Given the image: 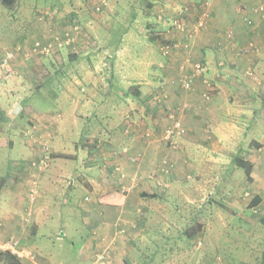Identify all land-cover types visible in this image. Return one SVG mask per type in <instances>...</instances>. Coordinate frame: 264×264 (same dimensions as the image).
Wrapping results in <instances>:
<instances>
[{
    "label": "crops",
    "instance_id": "crops-1",
    "mask_svg": "<svg viewBox=\"0 0 264 264\" xmlns=\"http://www.w3.org/2000/svg\"><path fill=\"white\" fill-rule=\"evenodd\" d=\"M165 1H143L142 5L146 9L142 13L144 26L153 28L154 23L149 21L148 16H151L153 8L160 6L173 10L174 17L177 18L184 17L185 8H188L185 15L188 24L193 22L204 7L209 10L210 17L190 37L187 50L172 51L167 56L162 54L161 44L158 48V42L155 44L152 36L143 35L136 29L138 37H141L140 34L147 37L151 48L156 45L154 47L159 52L157 66L160 72L156 76V86L142 78L139 81L132 79L128 82V88L125 91L122 89L125 94L123 97L128 99L133 94L137 98L122 121L123 132L129 121H138L129 132H124L130 135L126 136L122 131L117 133L112 129L104 134L97 133L95 138L88 136L78 142V146L86 150L85 164L99 166L98 175H91L95 178L84 179L90 192L87 193L88 199L84 198L86 202L81 205L76 219L78 228H81L78 256L83 263L89 261V250L93 247H109L116 259L123 254L134 258L133 251L138 252V244L149 248L152 240L158 239L156 236L161 238V235L153 233L155 229L163 232L175 229V223L171 221L173 217L175 222L178 221L176 216L183 213L180 201L193 198L196 201V197L199 194L204 196L203 193H207V190L212 193L210 182L217 172L212 173L211 167L220 166L218 171L223 173L232 165H238V160H233L235 156L252 165L249 177L234 182L239 190L233 198L241 206L236 208L217 204L210 195L204 206L198 208L196 204L191 210L200 213L202 208H225L238 218V228L246 235L243 244L249 251L257 254L256 247L264 244L256 232L264 218V14L260 15L252 10L257 5H264V0ZM204 2L209 3L208 7ZM133 15L135 18H132L136 20L138 15ZM245 18L252 20V23L248 24ZM156 21L159 24L152 32L156 34L157 40L182 39L183 35L169 27L168 18L158 17ZM108 27L111 29V24ZM139 28L143 29L142 26ZM229 32L232 33L231 38ZM106 37H110L109 41L106 40L109 46L87 52L85 58L96 51H101L108 57L102 58L96 66L90 63L93 79L90 80L89 77L80 85L82 93L87 91V86L91 87L92 92L95 84L101 83V86L107 87L114 83L116 67L108 59L111 61L117 58L118 51L127 40L125 31L117 38L110 33ZM184 39L186 38L182 40ZM5 50H2L0 57ZM187 57L191 61H201L203 77L214 84V90L208 99L201 97L203 87L200 77L195 79L191 89L164 85V81L180 72L181 66L183 71H189L190 66L185 61ZM83 58L80 53L75 54L66 49L48 58L25 59L19 55L12 64L11 76L0 78V240L10 236L19 238L27 234L35 235L40 228H47L46 221L54 215L53 203L48 200L54 182L45 181L40 187L37 202L33 205L29 223L22 221L23 208L27 202L25 183L30 174L28 162L39 155V148L25 134L27 129L33 128L37 135L48 140L50 135L52 137L59 132L63 120L60 119V114L54 112L58 106L43 110L40 102L59 104L49 79L53 73L55 79L62 77L66 59L77 61ZM60 64L63 66L60 67ZM41 70L47 76L42 81L37 78V73ZM96 78L98 80L94 82ZM144 85H147V89L142 92L141 87ZM171 112L180 119L184 133L174 137L172 143H167L161 139V133L171 122L167 117ZM144 129L151 132L149 137L143 135ZM122 149H127L128 154L138 155L139 160L136 163L130 162L125 155L127 152L119 154ZM195 149L199 151H193ZM199 152L203 154L197 156ZM218 152L226 155L223 161L216 157ZM54 155L65 153L51 152V157ZM195 155L201 164L199 170L196 169L199 164L195 162ZM163 160L172 164L168 174L162 171ZM115 166L125 173V177L116 174ZM45 172L47 168L38 173V179ZM220 178L221 183L225 177ZM63 206L64 204H57L56 210ZM202 219L206 229L207 219ZM64 221L65 218L61 217L56 224L59 225L60 235L65 234ZM73 221L69 217L67 227L73 228ZM133 222L136 227H132ZM230 222L229 218H221L220 225L217 224L216 228L225 231ZM176 226L178 227L177 224ZM212 226L210 223L209 228L212 229ZM178 228L175 230L180 238L182 234ZM121 229L125 234L117 235V231ZM162 237L169 241L168 235L163 234ZM55 240H61V237L56 236ZM125 249H128L127 255ZM223 257L228 264L235 261L228 255ZM152 259L148 255L145 261Z\"/></svg>",
    "mask_w": 264,
    "mask_h": 264
},
{
    "label": "rangeland",
    "instance_id": "rangeland-1",
    "mask_svg": "<svg viewBox=\"0 0 264 264\" xmlns=\"http://www.w3.org/2000/svg\"><path fill=\"white\" fill-rule=\"evenodd\" d=\"M130 1L105 0V5L100 6V0H0V53L3 49H9L18 44H28L37 38H49L54 32L71 23L80 24L84 32V39L83 36L81 37L82 46L72 50L65 48L72 53H80L84 58L77 61L66 59L65 66L59 65L64 67L62 77L55 79V73H53L49 79L51 89L53 88L55 91L59 104L53 105L47 101L40 102V108L43 110L58 106L54 112L57 115L60 114V119L63 122L58 130L59 132L52 137L51 135L48 137V145L50 152L65 153V155L52 156L45 175L42 178H37L39 192L45 181L54 182L48 196L49 203H53L54 215L52 219L46 221L45 226L47 228H40L35 235L27 234L19 237L21 246L36 253V263L91 264L93 252L104 248L103 246L91 248L87 263H83L79 259L78 246L81 228H78V220L76 221V219L79 216L81 205L86 202L84 198L90 192L84 183V179H89L92 174L98 175L99 166L97 164L90 166L85 164L86 150L78 146V142L88 136L95 138L97 133L102 132L104 134L112 129L117 133L122 131L123 135H130L124 134L122 121L137 98L133 94H130L128 99L123 97L125 94L122 89L125 91L128 88V82L132 79L139 81L142 78L156 86V76L160 72L157 66L159 52L157 53V49L154 47L156 45L151 48L147 43V37L142 36H152V40L155 41V44L158 42V48H160L165 39L158 38L157 40L156 34L152 32V29H155L159 24L156 19L161 17V19L168 18L171 21L175 13L173 10H168L166 6L164 8L163 6L153 8L150 14L152 17L148 16L149 21L152 24L154 23L153 28H147L142 22L144 19L142 13L146 12L142 5L144 0H133L132 3ZM180 3H183V0H180ZM96 6L100 7L98 11L95 10ZM133 13H135V16L138 15L136 20L132 18L134 17ZM109 24H111V29L108 27ZM139 26H142V28L144 26L145 29H140ZM136 29L143 34H140L142 38L138 37V33L135 32ZM122 31H125L127 42L124 45L122 44L117 58H113L111 61L108 59L109 63L114 64L116 67L114 83L107 87L101 86V83L95 84L92 92L91 87L87 86V91L82 93L79 90L80 85L85 83L89 77H91L90 80L93 79L89 69L90 63L99 64L102 58L108 57L106 54L104 56L101 51H96V53H91L88 58H85L88 55L87 52L90 53V49L100 50L98 48L109 46V44H106V40H110V37H106L108 33L117 38ZM84 40L87 42L84 43ZM159 44H161L160 47ZM61 50H55L54 53ZM53 54L50 56H53ZM80 74H83V76L80 77ZM37 78L41 81L45 80L47 78L45 71H38ZM75 78L77 81H74ZM96 80L98 79L96 78L94 82ZM141 88L142 92L146 91L147 85ZM61 99H64V101L61 102ZM193 151L198 152L199 150L195 149ZM199 154L203 153L199 152L197 156ZM197 156L195 162H198L199 166L196 165V169L199 170L201 164L197 161ZM216 157L223 161L226 155L218 152ZM237 157L239 156H235L233 160ZM219 168L220 166L215 165L211 167L212 173L217 172L214 173L212 182H210L213 188L212 193L207 190V193H203L204 196L199 194L196 201H194V198L184 200V202L183 200L180 201L183 213L176 216L179 218L176 221L177 223L174 217L171 221L175 223L173 224L175 229L181 227V224L185 222L184 218L181 219L183 214H188L192 209L191 207L196 204L198 208L204 206L210 195L217 204L236 208L241 206L233 198L239 190L234 182L240 178L245 179L244 169L239 165H232L230 169L227 168V171L220 173ZM220 176L225 177L221 183ZM201 196L204 198L202 199ZM231 202H234V204H231ZM59 203L61 206L64 204V209L56 210ZM199 214L202 215L197 219L204 222L202 217H205L208 225L201 236L194 237L196 241L198 239L202 240V245L199 248H195L194 241L191 242L189 238L184 236L178 238L175 229L168 232L155 229L153 233L161 235V238L156 236L158 239L152 240L149 248L148 246L143 248L138 244V252L133 251L132 257L134 258L132 259L127 255L128 249H125V255L127 256H123L122 253L123 255L118 256V259L108 249L109 260L107 264H204L211 256L213 257L216 254L228 255L235 260L232 264H264V244L256 247L257 249L255 248L257 254L249 251L243 244L246 235L239 230L238 218L234 214L227 212L225 208L220 206H213L211 209L202 208ZM61 217L65 218L64 222H66L64 235H60L59 225H56ZM69 217L74 220L72 223L73 228L67 227ZM221 218L231 220L225 231L216 228L217 224L220 225ZM210 223L213 224L212 229L209 228ZM52 226H54L53 229ZM259 227L256 231L258 238L264 241V226L260 224ZM163 234L169 236V241L162 237ZM56 236H60L61 240H55ZM184 242H187L190 246L185 245ZM179 243L180 245H178ZM147 248L148 250L144 251ZM148 255H151L153 259L147 262L145 258ZM20 263L35 264L26 261H20ZM0 264L6 263L0 261Z\"/></svg>",
    "mask_w": 264,
    "mask_h": 264
},
{
    "label": "built area",
    "instance_id": "built-area-1",
    "mask_svg": "<svg viewBox=\"0 0 264 264\" xmlns=\"http://www.w3.org/2000/svg\"><path fill=\"white\" fill-rule=\"evenodd\" d=\"M100 6L105 5V0H100ZM204 5L208 7L209 3L204 2ZM100 7L96 6L95 10L98 11ZM188 8H185V12L182 18H173L169 21V27L179 32L183 35L184 40H166L161 45V52L163 55L167 56L172 51L177 50H187L190 46L189 39L192 37L199 29H201L206 21L210 17V12L207 8L204 7L203 10L199 12L196 18L188 24L185 20V15L188 13ZM255 13L260 15L264 14V5H257L252 9ZM248 24L252 23V20L245 18ZM232 33L229 32V38H231ZM84 39V32L80 24L71 23L59 29V31L54 32L49 38H37L28 44H18L12 48L6 49L0 57V78H7L12 73V64L15 59L21 55L23 58L28 59L32 57H46L54 53L55 50L70 48L75 49L83 45L81 42V37ZM87 41L84 40V43ZM27 45V46H26ZM86 52V50H84ZM186 63L189 64V71H183V66L180 67V72L177 75L168 78L164 81V85L179 86L183 89H191L194 85L195 79L200 77V83L202 84L201 97L208 99L213 90L214 84L207 78L203 77V65L201 61H191L188 57L185 59ZM167 117L171 119V122L166 125L161 133V139L167 143H172V140L176 136L183 135L184 128L180 119L174 116V113H168ZM137 124V121H129L124 132H129L132 125ZM35 129L31 128L26 130V136L29 137L39 148V155L28 162V168L30 169V174L26 180V205L23 208L22 212V221L23 223H29L33 215V205L37 202L39 191L37 189V178L38 173L43 171L48 167L49 161L51 159V152L49 150L48 140L38 133L34 132ZM145 137H149L151 132L148 129H145L143 132ZM127 152V154H125ZM116 154V153H115ZM119 154H125L127 159L136 163L139 160L138 155L128 154L127 149H122ZM162 171L164 174L170 173L172 169V164L167 160L162 161ZM117 175L120 177H125V173L121 171L118 166L114 168ZM150 177V176H149ZM129 188V187H128ZM264 195V193H263ZM88 199V196L85 197ZM256 210H254L255 212ZM132 227H136L135 223L131 224ZM125 231L123 229L117 231V235H123ZM202 245V240L198 239L194 245L195 248H199ZM107 246L100 250L93 252L91 256V264H107L109 260V252ZM7 252L12 256L16 257L20 261H26L30 263H36L37 255L34 251H31L24 246L20 245L19 238L15 236H10L4 240H0V253ZM63 264V263H60ZM204 264H228L223 256L216 254L213 257L209 258Z\"/></svg>",
    "mask_w": 264,
    "mask_h": 264
},
{
    "label": "trees",
    "instance_id": "trees-1",
    "mask_svg": "<svg viewBox=\"0 0 264 264\" xmlns=\"http://www.w3.org/2000/svg\"><path fill=\"white\" fill-rule=\"evenodd\" d=\"M237 160L238 165L244 169L246 176L249 177L252 166L251 163L240 157H238ZM193 211L195 210H190L188 214H183L181 219L184 218L185 222L181 224V227L178 228V231L182 234V236L189 238L191 242L194 241V243H196V239L194 240V237L201 236V234L204 232V223L200 219H197V217L199 218L201 214H199V212ZM260 223L264 226V218L261 219ZM185 245L190 246V244ZM0 261L5 262L6 264H21L20 260L7 252L0 253Z\"/></svg>",
    "mask_w": 264,
    "mask_h": 264
}]
</instances>
